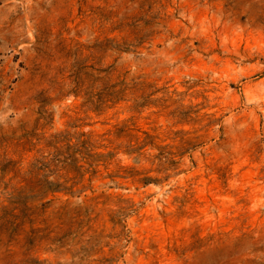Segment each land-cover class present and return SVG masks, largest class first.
<instances>
[{"label": "rangeland", "instance_id": "374dc122", "mask_svg": "<svg viewBox=\"0 0 264 264\" xmlns=\"http://www.w3.org/2000/svg\"><path fill=\"white\" fill-rule=\"evenodd\" d=\"M0 264H264V0H0Z\"/></svg>", "mask_w": 264, "mask_h": 264}]
</instances>
